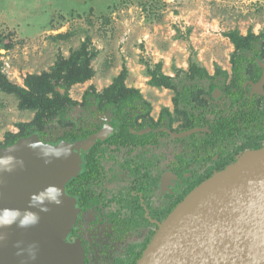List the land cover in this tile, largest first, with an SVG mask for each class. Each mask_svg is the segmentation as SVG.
I'll return each mask as SVG.
<instances>
[{
  "label": "flooded vegetation",
  "instance_id": "flooded-vegetation-1",
  "mask_svg": "<svg viewBox=\"0 0 264 264\" xmlns=\"http://www.w3.org/2000/svg\"><path fill=\"white\" fill-rule=\"evenodd\" d=\"M260 80L246 82V96L237 95L234 101L219 90L213 93L218 117L232 116V132L222 141H217L221 135L210 132L208 124L190 128L191 112L202 110H191L186 102H180L178 110V96L173 110L163 108L157 117L142 96L148 104L145 109L126 107L119 117L95 106L84 107L81 116L72 117L75 124H68L59 137L48 140L46 130L38 134L45 143L65 141L76 148L79 169L66 183V194L69 239L78 249L79 264H138L193 184L223 171L244 153L264 148V86L255 89ZM254 113L261 118L255 120ZM83 128L91 134L82 136ZM106 129V139L87 143ZM194 129L200 131L182 138L172 135ZM66 131H73L74 137L67 139ZM206 136H213L215 143L203 140ZM42 250L40 264H64L59 248L48 242Z\"/></svg>",
  "mask_w": 264,
  "mask_h": 264
},
{
  "label": "rangeland",
  "instance_id": "rangeland-1",
  "mask_svg": "<svg viewBox=\"0 0 264 264\" xmlns=\"http://www.w3.org/2000/svg\"><path fill=\"white\" fill-rule=\"evenodd\" d=\"M230 31L264 34V0H0V67L23 86L27 75L50 71L59 56L68 57L90 38L98 51L92 61L96 74L71 89L78 102L71 116L83 114L90 87L103 91L126 67V85L141 91L157 117L163 108L173 110L177 94L151 86L148 67L161 63L162 72L175 77L194 62L212 76L218 69L227 72L230 84L235 52L225 36ZM35 115L0 89V143ZM68 124L58 118L49 122L48 140L62 135Z\"/></svg>",
  "mask_w": 264,
  "mask_h": 264
},
{
  "label": "water",
  "instance_id": "water-1",
  "mask_svg": "<svg viewBox=\"0 0 264 264\" xmlns=\"http://www.w3.org/2000/svg\"><path fill=\"white\" fill-rule=\"evenodd\" d=\"M260 67L264 69V64ZM263 86L264 75L255 89ZM197 131L172 135L182 138ZM107 135L106 129L87 143ZM33 142L40 147H29ZM75 149L65 141L45 143L38 134L0 149V157L17 158L14 171L0 172V208H27L30 195L49 185L63 192L58 197L63 200L61 205L45 201L31 209L40 216L35 226L14 224L0 229V264H40L43 244L48 242L59 248L64 264L80 263L78 249L69 239L70 199L66 194V183L79 169ZM45 206L50 210L41 212ZM138 264H264V148L244 153L191 191L161 225Z\"/></svg>",
  "mask_w": 264,
  "mask_h": 264
},
{
  "label": "trees",
  "instance_id": "trees-1",
  "mask_svg": "<svg viewBox=\"0 0 264 264\" xmlns=\"http://www.w3.org/2000/svg\"><path fill=\"white\" fill-rule=\"evenodd\" d=\"M64 37L65 35H60ZM235 47L232 58L233 75L231 83L228 84V73L218 69L214 76L192 62L188 71L177 70L176 76L171 77L162 72V64L159 63L153 69L150 66L147 74L151 77L150 85L161 89L173 90L177 94L176 107L180 110V102L188 103L192 110H202V112H191L190 128L203 127L209 125L210 132L221 135L217 141L227 139V135L232 132L231 114L218 117L217 107L214 105L213 93L216 90L223 92L224 96L234 101L237 95L246 96L247 89L244 84L248 81L258 82L262 77V70L258 68L257 60L264 59V34L255 35L249 33L247 36L241 35L238 31L225 33ZM263 42V44H260ZM98 51L91 48V39L88 38L81 46L72 51L68 57L59 56L55 65L50 71L41 74H29L24 80L23 86L11 82L0 67V89L18 98L22 110H32L36 112L35 118L30 123L18 124V133L6 134V139L0 143V149L15 144L21 138H28L33 134H45L46 126L49 122L56 120H66L69 125H74L71 112L78 105L70 96V91L75 85L84 84L95 76L96 72L92 66V61L97 57ZM129 72L126 67L114 78L112 84L103 91L98 92L95 87H90L83 97L85 108L91 109L95 106L99 110H108L116 116L123 115L126 107L131 109L147 108V103L143 100V94L139 89L130 88L126 85ZM179 96H188L181 99ZM93 98V101H92ZM255 120L261 115L254 113ZM208 119V120H205ZM204 121L205 123H201ZM225 127L223 130L222 128ZM84 134H91V130L82 129ZM67 139L74 137L73 131H66ZM209 135L208 133H206ZM77 137L76 138H81ZM195 138V135L192 136ZM208 143L213 142L206 136ZM258 148L256 150H259ZM238 159H233L229 165ZM228 165V166H229ZM227 167V166H226ZM226 167L223 169L225 170ZM211 178V177H210ZM209 178V179H210ZM204 182V181H203ZM202 182L192 185L191 191ZM187 194L183 195L182 199Z\"/></svg>",
  "mask_w": 264,
  "mask_h": 264
},
{
  "label": "clouds",
  "instance_id": "clouds-1",
  "mask_svg": "<svg viewBox=\"0 0 264 264\" xmlns=\"http://www.w3.org/2000/svg\"><path fill=\"white\" fill-rule=\"evenodd\" d=\"M29 147H40L39 142H33ZM68 154H70V150ZM59 155V153H57ZM14 155H6L0 157V172H12L14 168L12 165L16 161ZM21 166H23V161H20ZM63 196L61 188L56 185H49L46 189L41 192H34L29 197L28 207L24 209L3 207L0 208V229L11 228L14 224L19 228H30L35 226L40 221L39 213L33 212L31 209L36 207L37 204H44L45 201L49 203H54L55 205H61L63 203L62 199L58 197ZM50 208L41 207V212H48ZM3 241V238H0ZM34 247V246H32ZM32 258H35L34 252H32Z\"/></svg>",
  "mask_w": 264,
  "mask_h": 264
},
{
  "label": "bare ground",
  "instance_id": "bare-ground-1",
  "mask_svg": "<svg viewBox=\"0 0 264 264\" xmlns=\"http://www.w3.org/2000/svg\"><path fill=\"white\" fill-rule=\"evenodd\" d=\"M82 146V145H81Z\"/></svg>",
  "mask_w": 264,
  "mask_h": 264
}]
</instances>
